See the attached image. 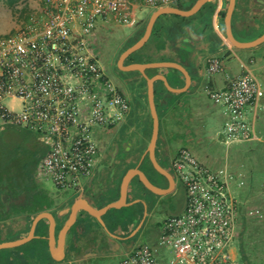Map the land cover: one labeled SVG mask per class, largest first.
Here are the masks:
<instances>
[{"label": "built area", "instance_id": "1", "mask_svg": "<svg viewBox=\"0 0 264 264\" xmlns=\"http://www.w3.org/2000/svg\"><path fill=\"white\" fill-rule=\"evenodd\" d=\"M179 1L26 0L29 20L0 33V123L48 140L40 177L60 189L81 190L101 160L99 137L131 109L93 49V36L113 26L135 27L144 10ZM221 69V59L211 57L209 74ZM207 93L223 109L226 143L260 137L264 83L253 72ZM173 170L185 187L184 210L163 221L157 244L137 241L121 264H243L234 250L239 199L232 192L243 182L227 166L205 164L188 147L176 153Z\"/></svg>", "mask_w": 264, "mask_h": 264}, {"label": "crops", "instance_id": "2", "mask_svg": "<svg viewBox=\"0 0 264 264\" xmlns=\"http://www.w3.org/2000/svg\"><path fill=\"white\" fill-rule=\"evenodd\" d=\"M197 1L181 0L177 3H167L156 8H148L143 11V14L147 10H150V13L140 19L138 28L139 30H146L151 14L160 7L179 6L184 10H188ZM229 6L230 0H207L198 12L189 16L175 13L161 15L156 21L149 41L138 50L142 60L130 62L176 61L181 63L191 74V85L183 92L172 91L161 79L155 83L156 103L161 123L159 139L165 155L169 157H171L174 149V153H177L182 147L191 149V145L188 146L186 144H191L192 135L204 129L205 125L212 124V127H214L212 130H215L223 141L221 134L225 120L223 109L216 103L212 102L211 105H208L203 100V98L207 97L209 99L207 93L209 87L222 88L231 79L247 71L253 72L264 83V42L245 48L237 47L232 42L227 32ZM231 30L234 37L243 42H251L261 37L264 34V0H236L231 17ZM215 56L221 59L222 69L217 73L209 74V59ZM151 70L156 73L151 74ZM146 73L149 76L159 73L165 74L171 85L177 88L184 87L187 83L185 74L174 67H151L146 70ZM118 79L119 86L130 100L131 109L122 122L101 134L108 137L107 147L102 158L112 141L121 134V138H126L127 147L129 146V149H131L129 158L125 160L133 164L136 161L135 159L143 153L144 149H149L153 134L154 119L149 106L148 80L138 70H123V73L118 75ZM182 125L188 127V133L181 129ZM257 130L260 135L258 139L234 143L223 141L228 146L234 144L236 146L234 151H236L237 155L239 153L237 156L238 162H236L239 164H234L233 169L238 179L243 183L240 186L237 184L233 185L232 192L235 195L243 194L246 191L249 192L251 188L242 190L245 185V180L242 178L249 176L253 178L258 173V168L255 165L260 163V156L264 154V124L261 120L258 121ZM225 158L227 162L229 155L227 154ZM207 159L211 160L210 157ZM226 166L228 167L227 164ZM99 167L100 163L97 165L93 175L85 181V190L83 192L74 191L73 195L65 199L59 197V201L56 203L48 204L44 207L41 206L30 214L28 218H30V223H32L37 214L51 213L40 221L42 226L37 231V234L40 236L38 238L41 241L36 244L31 252V254H34L35 259L33 264H89L87 258L92 254L86 252L91 248L93 249V246H96V252L104 251L102 254L107 255V259L100 262V264H111L115 258V261H118V258L122 260L137 241L144 239L145 230L143 232V229L145 224L156 217L154 200L150 202L144 220L137 227L138 219H136L135 215L129 218L118 216L117 220L115 208H110L105 215L107 226L103 224L98 216L91 214L89 208L83 209L87 205H91L94 210L98 211V209L104 208L118 199L115 193L109 190L107 180L109 167H104L101 173L99 172ZM168 169H171V167L168 166ZM262 170L264 169H260L259 173ZM35 175L37 177L38 174L35 172ZM42 180L46 179L41 177L39 183ZM19 189V184H16L14 190L18 191ZM175 189L176 186L172 191ZM12 195L17 200L22 198V201H24L26 198V194L18 195L13 192ZM149 196L146 195L147 198ZM77 200L80 201L77 213L79 218L70 228V231L66 235L61 236L62 227L58 238L55 237L54 240L50 241L44 240L48 222L51 223V226L53 223L56 232V226L59 229L71 218ZM241 202L242 204L244 203L242 198L240 204ZM185 204L186 202L180 210L169 216L181 213L185 208ZM240 207L243 208V205ZM121 208L117 209L124 210ZM120 210L118 214L123 215L124 211ZM56 212L59 215L56 216ZM239 217L240 214L238 219ZM84 221L87 222L84 224ZM158 224L159 232L152 236V241L149 242L151 244H157L159 241L162 230H160V223ZM139 229L141 230L139 231ZM87 230H93L92 235H97L95 236L96 239L90 243H87V238H83ZM135 233L137 235L133 239L126 241ZM64 249L66 251L65 255ZM47 257L51 260L45 261Z\"/></svg>", "mask_w": 264, "mask_h": 264}, {"label": "rangeland", "instance_id": "3", "mask_svg": "<svg viewBox=\"0 0 264 264\" xmlns=\"http://www.w3.org/2000/svg\"><path fill=\"white\" fill-rule=\"evenodd\" d=\"M25 2L26 0H16L13 3L8 0H0V33H7L14 30L29 20L30 10L28 9V4ZM148 13H150V10L145 11L144 14L143 12L140 13L139 18L142 19L143 16H146ZM139 24L135 27L128 28L113 26L101 29L100 32L95 34L92 38V41L95 39L99 41L103 47L108 49L107 56L102 57V62L107 73L117 84L119 82L118 75L123 73V70L118 64L120 54L126 48L127 44L129 46L131 43H134L145 32L144 29L139 30ZM129 39L131 40L129 41ZM203 100L206 101V104L208 105H211L212 102L215 103L210 98L208 99V97L203 98ZM8 103L11 104V102ZM16 108L19 109L18 103H16ZM212 126V124L205 125L204 129H201L192 135L191 144L186 145H191V149L194 150L205 164L211 167H221L226 166L227 164L228 167L234 171L233 165L239 164L236 163L238 162L237 156L239 155V153L237 155L236 151H234L236 146L234 144L228 146L224 143V140L222 141L220 135H217L216 131L212 130V128H214ZM181 129H184V132L188 133L187 126L184 127V125H182ZM39 148L40 142L37 140L36 134L32 131L26 130L25 128L11 126L10 124H0L1 159L6 161L13 159L18 165L28 164ZM227 154L229 155V160L226 162L225 156ZM208 157H210V161L207 159ZM29 165H32L31 162ZM255 166L258 168V173H256L253 178L250 176L242 178L245 180V185L242 187V190L248 188L251 189L249 192L246 191L243 192V194L237 195L239 198V204L241 198L244 200V203L242 204L241 202L240 204V206L243 205V208L239 206L240 217L237 222L239 232L237 233L238 235L235 241L234 250L236 255L240 257L242 261L240 252L242 245L246 255L250 258L253 264H264V170L259 173L260 169H264V154H261L260 163ZM178 182V189L172 197L175 208L173 209L171 206L156 208L155 219L153 218L154 220L152 219L151 222H147L143 229V232L145 230L143 235V240L145 242H151L152 236L159 232L158 223H160V230H162L163 221L174 211L180 210L186 202L185 187L179 179ZM40 187L49 195L58 196L61 199H65L75 193L72 190L59 189L50 179L42 180ZM120 211H124L123 213L129 212V207H125L124 210ZM5 219V217L0 218V225L5 222ZM40 241L41 240L36 237L28 243L15 247V249H2L0 250V258L2 255L3 257H7L14 253L19 255L26 253L29 258L27 263L33 264L35 259L34 254H31V252ZM48 259L50 258L47 257L45 261ZM115 260L116 258L113 259L111 264H120L122 261L121 259L119 260V258L118 261ZM41 262H43V260H41ZM18 264H20V262Z\"/></svg>", "mask_w": 264, "mask_h": 264}, {"label": "flooded vegetation", "instance_id": "4", "mask_svg": "<svg viewBox=\"0 0 264 264\" xmlns=\"http://www.w3.org/2000/svg\"><path fill=\"white\" fill-rule=\"evenodd\" d=\"M92 47L96 51V53L100 55L101 57L107 56L108 49L106 47H103V45H101L99 41L94 39L92 41ZM128 58L126 59L125 63H128L127 62ZM2 124H8V123H2ZM107 140H108L107 135H101L99 137V147L101 151V156L103 155L107 147V142H108ZM38 141L40 142V148L37 150L39 151V153H42L43 151H44L43 153H45L49 147L48 140L43 139L38 136ZM174 150L171 153V157H169L168 155H165L160 139L157 141V146L155 150L156 158L158 162L166 169H168V166L171 167L170 172L174 175V178L176 180V189L172 192H168L165 194L156 193L152 191L151 189H149L146 186L143 179L141 178L140 174L136 173L130 179L129 184H128L126 201L129 204L127 206H122L121 208V209H124L125 207H129V212L123 213V215H119L118 211L120 209L115 208L114 211L115 213H117L115 214L116 218L118 216L119 217L121 216L122 218L126 216L127 218H129L135 215L136 219H138L137 224H136V227H137L140 224V222L143 220L144 216L146 215L145 213H147V207L150 205L151 201L154 200V204L156 205V208H165L169 206L173 207V209L175 208L174 202H173L174 200L172 197L174 196L175 192L178 189L179 182L173 170V160H174L175 153H176V152L174 153ZM135 160L136 161L133 164L129 163L125 159L115 160L112 163V165L109 167V169L107 170V180L109 183V190L113 191V193H115L117 198L121 197L123 179L126 173L131 168H137L143 171L146 177L153 184L159 187H163V188L170 187L171 185L170 178L167 177L165 174H163L162 172H160V170L156 168V166L154 165L152 161L151 153L149 149L147 148L144 149L143 153L139 157H137ZM38 167H39V164H38ZM37 172H38V168L36 170V174ZM23 177L24 178L20 179V184H19L20 189L18 191L14 189H10V188L0 189V195H1L0 196L1 197L0 198V218H3V217L6 218L5 222L0 225V240L1 241L17 239V238L28 236L31 231V227H32L31 225L32 223H30L31 222L30 218H28L30 214L33 211H36V209L40 208L41 206L44 207L48 204H54L57 201H59L58 196L49 195L40 187V183H39L40 177L38 175H37L38 178L36 177L35 173L29 175V177L28 176H23ZM13 192H16L18 195L26 194V198L24 199V201H22V198L17 200L16 198L12 197ZM146 195H150V196L147 198ZM55 214L56 216L59 215L58 212H56ZM27 223H29L28 226H27ZM63 225L59 229H58V226H56L55 237L58 238L59 231L63 227ZM41 226H42V222L39 223L38 231L41 229ZM140 230L141 229H139V231ZM139 231H137V233H139ZM92 232L93 230H87L84 234L83 238H87L88 240L87 243L88 242L90 243L92 240L96 239L95 236L97 235H92ZM137 233L129 237V239L126 241H130L131 239H133L137 235ZM44 237H45L44 240H47V241L51 240V223L50 222H48L47 224ZM31 240H29L28 242H30ZM95 247L96 246H93V249L91 248L89 251L86 252V253L92 254L91 256L87 258L89 260V264H100V262H103L105 259H107L106 258L107 255L102 254L104 253V251L96 252ZM28 259H29L28 255L26 253H23L20 255L17 253H14V254H10L7 257H3L2 255L0 258V264H18L19 262L20 264H29L27 263Z\"/></svg>", "mask_w": 264, "mask_h": 264}, {"label": "water", "instance_id": "5", "mask_svg": "<svg viewBox=\"0 0 264 264\" xmlns=\"http://www.w3.org/2000/svg\"><path fill=\"white\" fill-rule=\"evenodd\" d=\"M207 0H198L195 5L188 10H184L179 6H166V7H160L158 9H156L152 14L151 17L149 19L147 28L144 32V34L132 45H129L127 48H125L122 53L119 56L118 59V64L121 67L122 70L124 71H141L148 80V98H149V106L151 109V113L154 119L153 122V134H152V138H151V142L149 145V151L151 153V158L152 161L154 163V165L156 166V168L158 170H160V172H162L163 174H165L167 177L170 178V187L168 188H163V187H159L155 184H153L144 174L143 171H141L140 169L137 168H131L125 175L123 182H122V194L121 197L118 198L116 201L109 203L108 205H106L104 208L94 210V208L91 205H87L85 208L83 209H90L91 214H95L96 216L99 217V219L103 222V224L105 226H107V222L105 220V215L107 213V211L110 208H121L122 206H127L129 203L126 201L127 200V189H128V184L130 179L136 174H140L141 178L143 179V181L145 182L146 186L151 189L152 191L159 193V194H165L168 192H171L175 186H176V180L174 178V175L170 172V169H166L165 167H163L157 160L156 155H155V150H156V146H157V141H158V137H159V132H160V117H159V113H158V108H157V103H156V87H155V83L157 80H163L165 82V84L167 85L168 88H170L172 91H176V92H183L185 91L190 85H191V74L190 72L179 62L176 61H154V62H132V63H125L126 59L134 52L138 51L139 49H141L150 39V37L152 36L153 33V29L154 26L156 24L157 19L163 15V14H167V13H175V14H182V15H186L189 16L191 14H194L196 12L199 11V9L203 6V4L206 2ZM235 3L236 0H230V6H229V11L227 13V32L228 35L230 37V39L232 40V42L237 46V47H251V46H256L258 44H261L262 42H264V34L259 37L256 40H253L251 42H243L238 40L237 38L234 37L233 32L231 30V17L233 14V10L235 7ZM174 67L179 69L180 71H182L187 79V83L186 86L181 87V88H177L174 87L173 85H171L168 77L165 74L159 73L156 74L154 76H149L146 73V70L148 68L151 67ZM1 124V123H0ZM121 134L118 135L116 137V139L114 141H112V143L109 145V147L106 150V153L104 155V157H101L100 160V167H99V172L101 173V171L103 170L104 167H109L115 160L118 159H128L129 158V152L131 149H129V146L127 147V140L122 139L121 138ZM38 176L39 172H37ZM41 179V177H40ZM92 183V181H91ZM85 190V185L84 187L79 190L80 192H83ZM79 206H80V201L77 200L75 203V208L73 211V214L71 216V218L65 223V225L63 226V228L61 229V236H64L68 233V231L70 230V228L76 223V221L79 218V215L77 214L79 211ZM10 207V206H9ZM49 214H51L50 212H44V213H39L36 215V217L34 218V220L32 221V227H31V231L29 233L28 236L22 237V238H17V239H11V240H5V241H1L0 242V250L2 249H6V248H14L16 246H20L22 244H25L26 242H28L29 240L35 238V237H40L37 234L38 231V227H39V223L42 219L46 218L49 216ZM146 214V213H145ZM48 215V216H47ZM144 220V218H143ZM87 221H84V224ZM55 239V227L52 223L51 226V240ZM64 251V255L66 253L65 249ZM65 257V256H64ZM58 259V258H57Z\"/></svg>", "mask_w": 264, "mask_h": 264}, {"label": "trees", "instance_id": "6", "mask_svg": "<svg viewBox=\"0 0 264 264\" xmlns=\"http://www.w3.org/2000/svg\"><path fill=\"white\" fill-rule=\"evenodd\" d=\"M8 1L13 3L16 0H8ZM139 52L140 51H137V52L133 53L131 56H129L127 62L130 63L133 60H142V58L139 56L140 55ZM99 57L101 59H103L100 55H99ZM150 73L154 74L156 72L154 70H151ZM10 125L20 127V126L14 125V124H10ZM20 128H23V127H20ZM26 130H29V129H26ZM36 136H37V140H38V135L36 134ZM43 152L39 153V151L37 150L34 153V156H33L32 160L30 161L32 165H29L30 162L28 164L18 165L15 163V161L13 159H10L7 161L1 159V151H0V189L6 188V187H7V189H9V188L15 189V185L20 184V179L24 178L23 176L29 177V175L34 174L38 168V164H39L42 156L44 155ZM240 252H241L243 264H253L251 262L250 258L246 255L242 245L240 248Z\"/></svg>", "mask_w": 264, "mask_h": 264}]
</instances>
